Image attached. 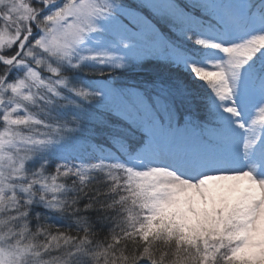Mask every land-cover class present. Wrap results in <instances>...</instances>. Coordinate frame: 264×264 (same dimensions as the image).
<instances>
[{"label": "snow or ice", "instance_id": "obj_1", "mask_svg": "<svg viewBox=\"0 0 264 264\" xmlns=\"http://www.w3.org/2000/svg\"><path fill=\"white\" fill-rule=\"evenodd\" d=\"M0 264H264V0H0Z\"/></svg>", "mask_w": 264, "mask_h": 264}]
</instances>
